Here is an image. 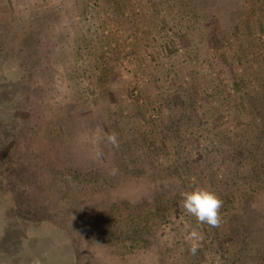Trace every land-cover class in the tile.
I'll use <instances>...</instances> for the list:
<instances>
[{
  "label": "rangeland",
  "instance_id": "obj_1",
  "mask_svg": "<svg viewBox=\"0 0 264 264\" xmlns=\"http://www.w3.org/2000/svg\"><path fill=\"white\" fill-rule=\"evenodd\" d=\"M35 260L264 264V0H0V264Z\"/></svg>",
  "mask_w": 264,
  "mask_h": 264
},
{
  "label": "clouds",
  "instance_id": "obj_2",
  "mask_svg": "<svg viewBox=\"0 0 264 264\" xmlns=\"http://www.w3.org/2000/svg\"><path fill=\"white\" fill-rule=\"evenodd\" d=\"M108 140L114 145L117 143L115 134H109ZM182 207L184 211L195 217L198 225L219 227L222 222L220 210L223 207V200L214 192L204 187H194L192 190L181 193ZM190 243V252L195 255L203 240V234L193 229L187 236ZM33 264H39L38 260Z\"/></svg>",
  "mask_w": 264,
  "mask_h": 264
}]
</instances>
